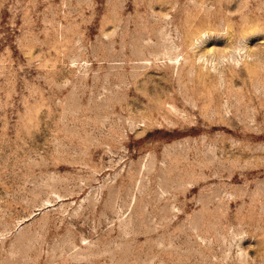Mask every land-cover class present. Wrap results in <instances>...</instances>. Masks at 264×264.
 <instances>
[{"label":"rangeland","instance_id":"rangeland-1","mask_svg":"<svg viewBox=\"0 0 264 264\" xmlns=\"http://www.w3.org/2000/svg\"><path fill=\"white\" fill-rule=\"evenodd\" d=\"M0 264H264V0H0Z\"/></svg>","mask_w":264,"mask_h":264}]
</instances>
